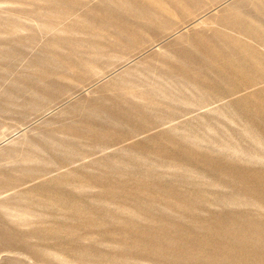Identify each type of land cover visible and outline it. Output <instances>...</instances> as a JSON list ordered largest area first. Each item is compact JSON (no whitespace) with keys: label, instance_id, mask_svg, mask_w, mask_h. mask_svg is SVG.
Segmentation results:
<instances>
[{"label":"rangeland","instance_id":"rangeland-1","mask_svg":"<svg viewBox=\"0 0 264 264\" xmlns=\"http://www.w3.org/2000/svg\"><path fill=\"white\" fill-rule=\"evenodd\" d=\"M0 264H264V0H0Z\"/></svg>","mask_w":264,"mask_h":264}]
</instances>
